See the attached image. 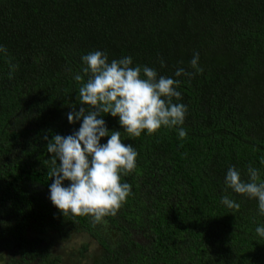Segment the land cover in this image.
Wrapping results in <instances>:
<instances>
[{
	"label": "trees",
	"instance_id": "trees-1",
	"mask_svg": "<svg viewBox=\"0 0 264 264\" xmlns=\"http://www.w3.org/2000/svg\"><path fill=\"white\" fill-rule=\"evenodd\" d=\"M0 45V263L61 264L53 247L77 233L87 241L69 263L97 248L88 264H264L258 202L224 184L231 166L264 181V0H0ZM96 50L179 79L174 102L188 108L183 139L164 127L130 139L103 116L138 153L121 177L132 194L107 225L52 204L44 139L78 130L67 113L87 80L81 57ZM197 52L203 72L176 77L195 72Z\"/></svg>",
	"mask_w": 264,
	"mask_h": 264
},
{
	"label": "clouds",
	"instance_id": "clouds-1",
	"mask_svg": "<svg viewBox=\"0 0 264 264\" xmlns=\"http://www.w3.org/2000/svg\"><path fill=\"white\" fill-rule=\"evenodd\" d=\"M0 53H7L0 45ZM86 65L83 72L86 82L79 74L74 79L82 82L77 97L80 105H69L67 113L69 124L79 121L78 130L72 134H55L44 139L46 150L51 154L48 176L49 199L64 217H91L94 224L107 225L106 217L116 216L127 198L132 194L131 185L121 182L122 175L132 173L137 167L138 153L131 143L122 141L120 130H109L104 115L119 118V124L128 138L141 136L146 130L148 135L157 133L161 127L177 129L183 139L187 131L183 127L188 111L187 105L177 103L182 94L177 89L181 81L160 75L155 68L146 65H133V58L125 56L109 62L105 51H92L81 57ZM199 53L190 60L195 72L178 68L176 77H194L202 73L198 66ZM9 78L18 65H12ZM164 67V61H160ZM108 137L106 143L101 139ZM248 181L241 178L240 172L231 166L224 180L225 191L255 199L259 214L264 216V181H260L259 170L248 167ZM65 181L69 183L65 185ZM221 203L232 210L240 205L228 195L221 197ZM264 239V226L255 229Z\"/></svg>",
	"mask_w": 264,
	"mask_h": 264
},
{
	"label": "rangeland",
	"instance_id": "rangeland-1",
	"mask_svg": "<svg viewBox=\"0 0 264 264\" xmlns=\"http://www.w3.org/2000/svg\"><path fill=\"white\" fill-rule=\"evenodd\" d=\"M67 241V242H66ZM87 241V236H84L82 234H70L69 239L65 240L64 242H61L57 245H55V247H53L52 249V254L53 253H61L64 254V256L62 257V263L61 264H88L89 262L91 263V260L95 257L100 256L101 251L96 248V252L93 255V257L91 256H87L85 258V260H73L71 263H69V261L67 260L68 258V252L71 249H77L78 245L80 246V244L85 243ZM98 247V246H97ZM2 264V263H0ZM26 264H34L31 262H28Z\"/></svg>",
	"mask_w": 264,
	"mask_h": 264
}]
</instances>
